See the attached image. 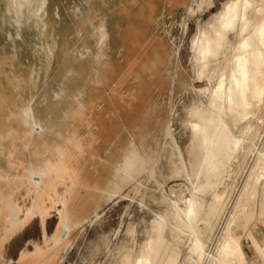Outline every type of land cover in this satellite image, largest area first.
<instances>
[{"label": "rangeland", "instance_id": "374dc122", "mask_svg": "<svg viewBox=\"0 0 264 264\" xmlns=\"http://www.w3.org/2000/svg\"><path fill=\"white\" fill-rule=\"evenodd\" d=\"M50 1L51 19L48 24L27 21V31L21 39L20 28L11 20L9 11L6 16L3 15L7 10L6 0H0V16H4L0 23V57L3 61H0V77L7 87L4 90L10 96L6 100L0 99V190L5 189L8 195L13 196L16 209L20 210V217L24 219L36 198L30 190L31 182L25 177L31 171L33 162L41 166L58 147L66 145L68 136L75 129L84 134L98 131L96 124L81 125V128L72 126L71 116L81 107L80 102L88 97V93L100 87L101 71L104 69L108 81L115 80L108 86L105 100L107 113L116 118L111 127L113 137L102 142L99 157L89 151L74 152V171L68 183L58 184L55 190L44 196V205L48 210L45 225L48 235L57 231L62 209L59 197L66 191L74 199L84 202L88 198L100 199V210L105 213L104 216L95 226L84 224L78 229L71 238L74 246L61 251L59 259L63 260V264H116L118 251L124 243L131 244L139 252V245L149 238L151 220L167 208L160 200L163 192L175 198L182 191L186 192L190 184L185 177L171 178L172 170L166 160L163 161L164 176L157 174L155 178H149V174L145 173L140 178L146 184L145 199L136 195L137 183L126 185L111 200L101 198L93 184L102 177H105V182L111 178L113 165L122 162L132 141L143 152L153 146L157 148L156 130L160 127V136L163 135V128L175 116L172 113L175 108L179 114L175 120L176 133L188 160L186 148L191 134L181 123V117L186 114L183 102L188 99L179 88L180 79L190 81L194 77L191 49L194 50L195 43L199 44L204 30H208L209 16L226 0H215L213 10L198 11L195 15L190 14V8H197L196 0ZM102 23L107 24L110 32L104 43L99 32ZM117 23L122 28L124 42L127 45L130 43V49L137 53L133 65L130 64V57L126 58L123 54ZM11 33L14 39L10 37ZM15 40L18 42L15 43ZM110 59L121 62L123 68H115ZM81 68L86 69L85 72H80ZM163 81L167 82V87H164ZM175 85L177 90L173 93ZM203 85L205 83L196 84L197 87ZM26 107L33 109L34 118L30 122L26 120ZM260 111H256L254 116V132H259L264 138V129L261 132L263 125L258 119L262 117ZM165 142L162 139L163 145ZM251 160L249 165L254 162L251 163ZM80 167L86 168L88 173L83 182H79L77 176ZM244 178L233 173V191L243 186ZM100 183L104 184V181ZM185 194L190 195V192ZM153 195L157 197L156 201ZM141 201L144 203L140 204ZM251 205L253 208L254 204ZM94 206L91 205L84 217L94 216ZM1 211L0 204V218L3 219ZM14 213L12 209L8 210V225L15 219ZM132 224L136 227L134 237L127 234L126 228ZM5 226L0 223V236H5ZM256 235L264 244V223L258 225ZM170 236L168 232V238ZM43 240L42 215L38 213L25 227L4 241L3 249H0V264H41V260L34 261L31 255L26 260L21 256L23 251H34L36 243ZM244 248L252 264H263L248 241H245ZM183 253L179 264H190L186 260L190 255L188 246Z\"/></svg>", "mask_w": 264, "mask_h": 264}, {"label": "bare ground", "instance_id": "6f19581e", "mask_svg": "<svg viewBox=\"0 0 264 264\" xmlns=\"http://www.w3.org/2000/svg\"><path fill=\"white\" fill-rule=\"evenodd\" d=\"M50 2L6 0L7 10L3 15L6 16L9 11L11 20L20 28L19 34L23 39V34L27 31L25 30L27 21L29 23L43 21L48 24L51 16ZM196 3L197 8L194 6L190 8L191 15L198 11H211L216 6L215 0H196ZM221 5V8L212 12L207 19L208 30L203 29V37L199 44L195 43L194 50L190 48L194 77L190 81L180 79L179 88L188 99L183 102L186 114L181 117L182 126L191 134L190 143L186 148L188 160L176 133L175 120L179 114L174 107L175 111L172 110V113L174 112L175 116L163 128V138L159 133L160 127L156 130L157 148L153 146L143 152L136 142L132 141L122 162L113 165L110 179L105 182V177H102L95 184L91 181L94 189L100 192L101 198L111 200L120 194L126 185L137 183L135 193L145 199L146 184L145 181H140V178L145 173L149 174V178H155L157 174L164 176L163 161L166 160L172 170L171 178L185 177L190 184L189 187L185 186L188 187L190 195L185 194L187 191H182L173 198L163 192L160 200L167 208L165 212L157 213L155 219L151 220L149 238L144 244L139 245L142 247H139V252L131 244L124 243L118 251L119 260L116 264H179L182 262L180 260L185 254L183 252L186 246L190 255L185 258L190 264H252L244 248L245 241L251 244L259 260L264 264V244L256 235L258 225L264 223V138L259 132H254L253 123L256 111L258 113L260 109L259 114H262V117L258 119L263 125L261 132L263 131L264 0H226ZM3 15L0 16V23ZM116 28L123 54L126 58L130 57V64L133 65L137 53L130 49V43L127 45L124 42L119 23L116 24ZM99 32L101 41L106 42L110 36L106 23L99 26ZM10 37L14 39L13 33ZM17 42L15 40V43ZM110 60L118 70L123 68L118 60ZM0 61L3 63L2 57ZM85 70L81 68L80 72ZM101 72L100 87L94 90L95 92L87 94L88 97L80 102L81 107L73 113L72 121L70 120L72 126L76 128L96 124L98 131L84 134L75 129L70 136L67 135L66 145L58 147L41 166L34 164L33 160V167L25 177L31 182L30 190L35 193L36 198L24 219L20 217V210L16 209L13 196L8 195L5 189L0 190L3 217L0 218V223L6 224L5 236H0L1 250L4 241L12 233L25 227L36 214L41 213L44 240L36 243L34 251H23L21 259L26 260L31 255L34 261L41 260V264H63L59 254L64 249L74 246L75 242L71 238L75 232L84 224H89V227L95 226L104 216L105 213L102 214L100 210L102 207L100 199L88 198L84 202L74 199L70 192L66 191L59 197L62 205L61 222L57 231L50 236L45 225L48 210L44 205V196L47 193L55 190L58 184L68 183L74 171L72 164L74 152L89 151L95 157H99L102 142L113 137L111 127L116 118L107 113L105 100L107 88L115 80L108 81L104 69ZM197 83L205 85L197 87ZM163 85L168 86L165 81ZM6 88L0 77V99L6 100L10 97L4 90ZM176 90L177 85L172 92L176 93ZM24 111L26 120L30 122L34 118L33 109L26 107ZM162 139L166 140L164 145ZM249 159H253L254 162L251 160L253 164L249 165ZM233 173L245 177L244 184L238 191H233L232 188ZM87 174L86 168L80 167L77 175L79 182L85 181ZM102 180L104 184L100 183ZM153 198L157 200L154 195ZM251 203L254 204L253 208L250 207ZM91 205H95L92 211L94 216L84 217ZM9 209L15 212V219L8 225ZM129 226L126 227L127 234L134 237L136 227L133 224Z\"/></svg>", "mask_w": 264, "mask_h": 264}, {"label": "crops", "instance_id": "0c3cea01", "mask_svg": "<svg viewBox=\"0 0 264 264\" xmlns=\"http://www.w3.org/2000/svg\"><path fill=\"white\" fill-rule=\"evenodd\" d=\"M252 247V246H251ZM253 248V247H252Z\"/></svg>", "mask_w": 264, "mask_h": 264}]
</instances>
